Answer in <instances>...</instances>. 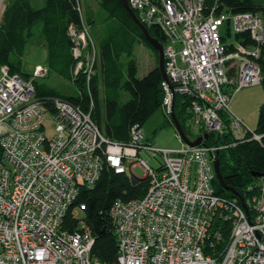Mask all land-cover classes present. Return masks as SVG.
Listing matches in <instances>:
<instances>
[{"label": "built area", "instance_id": "built-area-1", "mask_svg": "<svg viewBox=\"0 0 264 264\" xmlns=\"http://www.w3.org/2000/svg\"><path fill=\"white\" fill-rule=\"evenodd\" d=\"M127 1L144 25L157 26L165 36L169 82L162 81L164 111L170 112L174 103L172 84L175 95L189 100L191 121L199 130L227 135L232 145L261 143L263 135L229 106L234 92L261 81L256 62L261 51L227 52L220 27L228 21L231 33L249 32L263 44L262 16L204 14L206 0ZM70 29L79 69L84 62L76 35L85 31ZM235 53L241 55L233 79L227 72ZM45 71L36 66L24 79L0 68V125L8 126L0 135V264H264V175L244 188L250 195L243 201L246 212L236 198L217 194L212 185L214 159L226 145H207L203 139L190 146L180 138V147L160 148L145 142L139 124L131 127L129 141L111 140L89 112L57 102L50 113L35 99L33 79ZM47 123L51 134H46ZM155 154L162 157L160 170L149 163ZM104 166L129 174L140 166L150 178L141 198L116 200L111 207L117 239L113 263L92 257L89 230L62 227L70 209L75 217L84 209L75 203L79 192L97 183ZM216 217L230 223L229 241L219 257L204 254L212 236L220 239L219 230L213 229Z\"/></svg>", "mask_w": 264, "mask_h": 264}, {"label": "trees", "instance_id": "trees-1", "mask_svg": "<svg viewBox=\"0 0 264 264\" xmlns=\"http://www.w3.org/2000/svg\"><path fill=\"white\" fill-rule=\"evenodd\" d=\"M97 2L103 15L98 16L86 0L83 5L81 0H43L39 7L33 6L31 0H10L0 19V68L5 66L11 74L16 73L27 79L31 75L22 72L26 46H43L47 52L46 70L61 78V85L65 86L58 87L35 77V99L45 104L50 113L56 111L57 102L77 106L82 111L89 112L106 137L127 142L134 124L143 128V124L157 110L165 112L163 75L158 67L157 51L145 40L140 28L124 8L122 0H96ZM128 5L130 6L129 3ZM211 10L215 16L227 14L230 17L256 12L262 16L264 23V0H206L204 14ZM132 11L138 18L133 8ZM97 19L101 24L99 28L95 26ZM229 25L228 21L221 25L225 27L226 35L222 36V41L226 51L260 47L262 53L256 62L260 65L263 77L261 83L264 84V43L253 40L249 32H240L235 33L236 45H228L225 40L232 34ZM70 28L78 33L85 31L86 38L93 43V62L89 68L83 60L84 64L77 69L78 58L73 51L76 43L70 34ZM90 29H94L93 35ZM148 32L157 38L162 47L165 45L166 39L160 28L154 25L148 27ZM140 45L148 46L157 56L154 67L143 76H137L138 64L133 56L134 47ZM229 70L231 68H228V73ZM181 97L175 95L174 113L187 134L184 120L190 116L186 111L189 100L185 98L183 101ZM255 131L263 135L261 143L253 140L232 145L227 135L215 137L212 134L204 141L207 145H226L217 154L220 172L225 184L241 194L247 184L258 182L264 175V102L258 111ZM176 133L179 137L177 131ZM144 139L152 145L149 138ZM2 151L0 146V160ZM155 168L161 169L160 165ZM149 184L148 176L118 173L113 168L104 166L97 183L79 192L75 203L84 204V209L76 217L70 209L62 227L69 231L89 230L94 237L92 257L113 263L117 255V239L110 215L111 207L116 200L129 202L141 198ZM212 185L217 194L227 198L236 197L223 189L216 179ZM213 229L219 230L220 239L212 236V240L206 244L204 254L214 253L219 257L229 241V221L217 217Z\"/></svg>", "mask_w": 264, "mask_h": 264}, {"label": "rangeland", "instance_id": "rangeland-1", "mask_svg": "<svg viewBox=\"0 0 264 264\" xmlns=\"http://www.w3.org/2000/svg\"><path fill=\"white\" fill-rule=\"evenodd\" d=\"M9 1L10 0H3L2 1L3 3H2V7L0 9V19H1L2 13H3L6 5L9 3ZM84 1L85 0H81L82 5L84 4ZM86 1H88L89 6L94 10V12L98 16L103 15V11L99 7L98 2L96 3V0H86ZM31 3L33 4V6H36V7H39L43 4V3H41V1H38V0H31ZM204 5H206V2H204ZM99 25H101V24H100L99 19H97V23L95 24L96 28H99ZM144 26L146 27L147 30H148V27H151V26H148L146 24ZM90 32L93 35L94 29H90ZM220 32L223 35H226L224 26L220 27ZM88 33H89V31H88ZM91 34L89 33V36ZM225 37H227V36H225ZM76 38L80 42V51H81L80 52L81 53L80 59L85 60V65L89 68L91 66L90 64H91L92 59H93V52H92L93 51V43L88 41L85 34L84 35L83 34L76 35ZM225 41L228 45L229 44L236 45L237 40L235 38V32L233 31L231 36L227 37ZM259 49H260L259 51H261L260 47H259ZM232 51H229V52H232ZM78 52H79V50H78ZM163 53H164V50H163ZM240 55H241L240 53H235V59L230 61L231 63L229 64V68H231V70H229V73L227 72L229 77L235 75L236 69H237V61H238V58ZM133 56H135V58L137 60V64H138L137 76H143L148 70H150L152 67H154V65L156 63V57L157 56L155 55V52L152 51L148 46L141 45L140 48H139V46H135L133 49ZM46 64H47L46 49L40 45L28 44L26 46V49H25V52H24V55L22 58V72L25 74L32 75L31 73H33V70L35 69L36 66H43L45 69H47V67H45ZM164 69H165V67H164ZM260 71H261V69H260ZM165 73H166V71H165ZM34 75H35V73H34ZM35 76L38 77V80L40 79L42 81L48 82L49 84H55L58 87H64L65 86L64 84L61 85V83H63V80L61 78L56 76L54 73H48L47 70L42 75L36 74ZM166 76H167V74H166ZM261 77H262V74H261ZM163 80H164V78H163ZM262 81H263V77L261 78V81L259 83H257L258 85L257 84L247 85V86L240 88L238 91L234 92L232 94L230 105H229L231 112L233 114H235L236 116L241 117L243 119V121L245 122V124L248 127H250L251 129H254V132H256V133H257V131H255V128L257 125L258 111H259L260 106L264 102V84L261 83ZM67 85L68 84H66V86ZM171 88H172V97H174L176 92L174 91L172 84H171ZM127 98H128V95H127ZM181 98L183 99V101L185 100V97H181ZM182 99H180V100H182ZM172 111L174 112V103L173 102L171 105L170 112H163L162 110H157L143 124V130L145 132V137H147L151 140L150 143L152 145H154L156 147H160V148H178L181 146V140H180L181 137L180 138L178 137V135L176 133V129L172 123V118H171V112ZM186 111L190 112L189 107H186ZM176 118H177V116H176ZM184 125H185L186 131H187V136L190 139L191 138L195 139L196 137L201 136L204 133H207V132H204L202 130H199V127L191 121L190 116L185 118ZM52 128H53L52 125L50 124L48 126V123H47L46 134H51ZM258 134H260V133H258ZM207 135L208 136L203 137V139H207L210 136V134H208V133H207ZM193 139H191V140H193ZM146 153L144 155L149 157L150 156L149 153L148 152H146ZM154 156L155 157L150 159L149 163L151 166H153L155 168L158 165H160V162L162 161V157L158 154H155ZM216 159H218L217 156L215 157L214 162ZM134 171H135V174H137V176L142 177L145 175L143 169L140 166L135 167ZM214 173H215V169H214ZM214 179L217 180L216 174H215ZM254 193L255 192H253V194ZM239 194L241 195L243 201H245L250 196L247 192H245V190H244V193H242L243 195L241 193H239ZM234 198L237 199L239 205H242V202L240 201L239 198H237V197H234ZM242 207H243V205H242ZM215 219H214V221H215ZM229 225H230V223H229Z\"/></svg>", "mask_w": 264, "mask_h": 264}, {"label": "water", "instance_id": "water-1", "mask_svg": "<svg viewBox=\"0 0 264 264\" xmlns=\"http://www.w3.org/2000/svg\"><path fill=\"white\" fill-rule=\"evenodd\" d=\"M123 6L124 8L127 10V12L129 13L130 17L132 18V20L137 24V26L140 28L141 32L143 33V36L145 38V40L157 51L158 53V67L160 69V71L162 72L163 78L165 81H168V77L166 76L165 73V69H164V53H163V47L162 45L159 43V41L157 40V38L151 36L148 32V30L146 29V27L142 24V22L137 18V16L135 15V13L132 11V9L130 8V6L127 3V0H122ZM170 89L171 85H170ZM171 118H172V123L175 126L176 131L178 132V134L180 135L181 139L187 143L190 146H196L198 144L203 143V137H207V133H204L201 136L196 137L195 139L191 140L187 134L184 132L183 127L181 126V124L179 123L178 119L176 118L175 113L172 111L171 112ZM214 169H215V174H216V178L218 180V183L221 185V187L225 190H228L230 192H232L237 198L240 199V201L242 202L243 208L245 209V211H248V208L246 206V204L243 202L241 195L239 194L238 191H236L234 188L232 187H228L224 180H223V176L220 172V163L219 160L216 159L214 162ZM254 175H258L260 176V174H254Z\"/></svg>", "mask_w": 264, "mask_h": 264}, {"label": "crops", "instance_id": "crops-1", "mask_svg": "<svg viewBox=\"0 0 264 264\" xmlns=\"http://www.w3.org/2000/svg\"><path fill=\"white\" fill-rule=\"evenodd\" d=\"M38 1H41V3H43V0H38ZM140 47H141V45H140ZM139 47V48H140ZM235 77H236V73H235V75H234ZM241 118V117H240ZM8 126L7 125H0V135L2 134V133H4L5 131H7L8 130V128H7ZM145 176V175H144ZM143 177V176H142Z\"/></svg>", "mask_w": 264, "mask_h": 264}, {"label": "bare ground", "instance_id": "bare-ground-1", "mask_svg": "<svg viewBox=\"0 0 264 264\" xmlns=\"http://www.w3.org/2000/svg\"><path fill=\"white\" fill-rule=\"evenodd\" d=\"M2 1H3V0H0V9H1V7H2V3H3Z\"/></svg>", "mask_w": 264, "mask_h": 264}]
</instances>
